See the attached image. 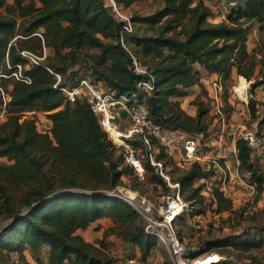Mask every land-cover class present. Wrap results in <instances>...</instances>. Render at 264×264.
Segmentation results:
<instances>
[{"label": "trees", "instance_id": "trees-1", "mask_svg": "<svg viewBox=\"0 0 264 264\" xmlns=\"http://www.w3.org/2000/svg\"><path fill=\"white\" fill-rule=\"evenodd\" d=\"M136 1L143 0H116L124 7ZM230 1L235 4L222 20L212 22L204 0H161L152 11L133 12L127 29L104 0H0V159L7 161H0V264H32L26 252L38 264H114L127 257L149 263L156 237L145 232L141 215L114 193L121 176L134 175V170L123 164L87 102H69L60 88L87 77L118 97L136 93L139 82L151 83L150 93L139 92L150 117L169 131L204 140L209 108L195 98L190 104L196 113L189 115L179 98L200 84L198 67L217 75L221 84L235 74L253 80L247 108L259 133L264 111L258 105L264 103L253 93L264 85V0ZM254 28L260 35L250 52L247 42ZM43 49L47 54L38 64L21 55L41 54ZM18 64L31 83L11 76ZM48 69L60 75L56 87ZM2 91L8 92L9 101ZM27 112L45 114L49 130L38 131L33 118H24ZM235 148L240 175L261 194L264 170L252 159L258 150L243 136L236 138ZM157 159L164 161L166 174L171 159L162 153ZM145 171L154 168L146 163ZM208 175L194 163L177 178L180 191H191L194 210L204 197L202 186L192 184ZM152 177L167 186L156 171ZM213 194L217 211L232 209L218 188ZM100 219L109 220L102 238L86 241L79 231ZM178 234L185 241L180 228ZM109 236L139 255L115 257L105 242ZM202 243L218 251L228 245L262 248L264 207L258 224Z\"/></svg>", "mask_w": 264, "mask_h": 264}, {"label": "built area", "instance_id": "built-area-1", "mask_svg": "<svg viewBox=\"0 0 264 264\" xmlns=\"http://www.w3.org/2000/svg\"><path fill=\"white\" fill-rule=\"evenodd\" d=\"M227 7L235 3L230 0H219ZM225 11V12H226ZM126 28V27H125ZM45 49L41 54L22 51L21 55L30 64H38L46 56ZM56 83L60 81V75L53 73ZM13 78L24 83H31V79L22 73V66L16 65V70L11 74ZM219 82V81H218ZM221 90L222 86L218 83ZM69 102L83 99L87 102L90 111L96 116L101 130L116 149L117 155L123 164L131 167L135 174L143 176L145 164L148 163L159 170L163 176V160L157 159V154L162 153L169 159L177 162L181 169H187L192 164H199L209 175L203 178L206 188L216 185L218 189H225L230 180V172L220 163L219 150L210 148L218 145L211 140L201 145L199 138L180 131H169L158 122H155L149 114L145 99L139 92L150 93L153 90L151 83L139 82L137 92L131 96L115 97L110 91L105 90L98 83H92L87 77L80 78L73 86L60 88ZM3 93L5 102L9 101L8 92ZM217 105V104H216ZM218 108V105H217ZM3 113L0 114V118ZM46 132L49 130V119H45ZM40 131V129L37 127ZM248 144L259 150L264 146V139L251 132L244 135ZM217 146V147H218ZM202 180V179H201ZM213 186V187H216ZM170 188H179V183H173ZM204 188V186H202ZM216 187V188H217ZM170 188L163 194L160 204L155 206L137 194L115 195L126 200L143 218L145 232L156 237V247L165 249L168 253L169 264H220L227 260V256L217 251L207 249L201 242L192 248L186 247L185 241L178 234L177 222L186 216L189 228L194 232L201 231L205 222L202 210L195 211L192 206H186L179 198V192L174 194ZM202 191V190H201ZM222 191V190H221ZM114 264H149L137 257H127L116 260Z\"/></svg>", "mask_w": 264, "mask_h": 264}, {"label": "rangeland", "instance_id": "rangeland-1", "mask_svg": "<svg viewBox=\"0 0 264 264\" xmlns=\"http://www.w3.org/2000/svg\"><path fill=\"white\" fill-rule=\"evenodd\" d=\"M107 6L114 11L116 17L126 23V28L130 29V16L133 12L147 13L154 10L161 5V0H143L136 1L129 7H124L119 5L116 0H104ZM210 9L214 14L212 18H218V15L224 17V13L227 9L224 3L219 0H206ZM219 16V17H220ZM216 18V19H217ZM259 32L256 28L252 29L247 42L248 50L251 52L255 49L258 39ZM211 78V74L207 73L204 69H200V84L196 85L194 89L191 90L188 103L185 108L189 112L193 109V105L190 102L198 98L203 100L206 106L209 108V113L207 115V120L209 121L208 135L203 140L198 137L201 145H205L213 140L214 143H219L210 146L213 150H219V160L224 166H228L227 169L230 172V180L227 183V187L223 190L219 189L226 198L231 201V210L217 211L213 189L216 185H212L209 188L205 187L203 179H195L192 188L197 186L202 187L201 194L203 195V203L197 206L195 211L202 210L203 216L205 217V222L201 231L192 233L187 227V217L181 218L180 223L177 224L178 229L184 232L185 243L188 249L195 246L197 243H201L202 240L213 239L221 236H225L230 232H240L243 228L253 226L258 224L261 219V210L264 207V189L261 194H257L256 186L250 183L248 180L243 179L238 170V159L237 150L234 147V142L239 136L245 135L247 132H251L256 136L264 139V127L257 133V121L252 120L249 116L247 102L250 95L251 83L253 80H244L241 77L232 74L231 77L224 83L221 84L218 77ZM222 86L221 90L217 85ZM244 87H243V86ZM243 87L245 97H241L238 89ZM205 89V92L203 91ZM254 98L260 103H264V86H259L255 89ZM193 98V99H191ZM179 99H183L180 97ZM174 100V98L172 99ZM190 100V101H189ZM218 108H217V105ZM227 104V105H226ZM259 112L264 111V106L258 105ZM261 114V113H260ZM42 113L27 112L24 118H33L36 128L38 127L40 131L46 130L45 118ZM38 130V129H37ZM39 131V130H38ZM252 159L257 167L264 170V146L258 150V152L252 153ZM1 162L7 163L5 159H0ZM167 173L170 179L177 182L178 176L181 174V169L177 162L171 160V164L167 165ZM154 172H146L143 176L135 175H123L121 176L118 186L114 189V193L121 195L137 194L138 196L144 198L145 200L153 203L155 206L160 204L163 194L170 188L166 179V187L156 181L152 175ZM172 182V181H171ZM216 186V187H213ZM219 188V187H217ZM170 191L176 194L179 192L181 199L186 204V206H192L193 202L189 200L191 191L185 189L180 191L178 187L170 188ZM194 200V199H193ZM107 246L112 250L115 257H127L135 254L133 249H128L123 246L114 237L112 240L106 239ZM97 243V242H96ZM158 250L156 246L152 248L151 253ZM219 250L227 256V261L229 260L232 264H264V246L262 248H252L250 250H244L236 246L228 245L222 246ZM45 251L40 252V256H45ZM220 252L218 250H214ZM161 253L164 257V264H169L168 253L165 249L161 248ZM27 257L32 264H38L31 259L28 252H26Z\"/></svg>", "mask_w": 264, "mask_h": 264}, {"label": "crops", "instance_id": "crops-1", "mask_svg": "<svg viewBox=\"0 0 264 264\" xmlns=\"http://www.w3.org/2000/svg\"><path fill=\"white\" fill-rule=\"evenodd\" d=\"M13 0H8V3H12ZM205 4L208 5L207 1L204 0ZM209 6V5H208ZM210 7V6H209ZM211 8V7H210ZM211 13L214 14L211 10ZM220 15H218V18L216 19H213L212 17L210 18V20L212 22H219L220 20H222V15L219 17ZM48 53H49V50H47ZM201 68L198 67V70H200ZM206 71V70H205ZM207 72V71H206ZM208 73V72H207ZM210 74V73H209ZM215 78L217 79V75L215 74H211V78ZM240 77V76H239ZM242 78V77H241ZM243 79V78H242ZM261 86H264V85H261ZM244 87V86H243ZM195 88V86L193 87V89ZM188 99H190L189 97H183V99H180L181 101V106L182 108L186 111V104L188 103ZM193 99V98H191ZM190 101V100H189ZM4 111V107L3 106H0V114H2V112ZM186 113H188L189 115H195L196 113V108L193 107V109L189 112L186 111ZM43 114V113H42ZM45 119L47 118V116L45 114L42 115ZM234 144V147H235V142L233 143ZM228 167V166H227ZM109 223V220L107 219H100V220H97L96 222L92 223L87 229L85 230H80L79 233L82 235V237L88 241V242H92V243H96L98 242L101 238H102V234H103V228H105ZM99 226H102L100 227L99 229H96V227H99ZM114 238V236H109L107 239L108 240H112ZM122 245V249H123V244ZM126 247V246H125ZM128 248L130 249H133L135 251V255H139V252L131 247V246H128ZM110 249V248H109ZM110 251L112 252V250L110 249ZM113 253V252H112ZM148 261L150 264H164V257H163V254L161 253V248L154 252V253H151L149 258H148ZM67 264V263H66Z\"/></svg>", "mask_w": 264, "mask_h": 264}, {"label": "bare ground", "instance_id": "bare-ground-1", "mask_svg": "<svg viewBox=\"0 0 264 264\" xmlns=\"http://www.w3.org/2000/svg\"><path fill=\"white\" fill-rule=\"evenodd\" d=\"M242 86H243V85H242ZM238 91H239V93H240L239 95H240L241 97H245L243 87H240V88L238 89ZM156 172H157L159 175H161L164 179H166V181H167V183L169 184V186L173 184V183L170 181V178H168V177H166V176H163V174H162L159 170H156ZM179 198H180V200L182 201V203L185 204V203L183 202V200L181 199L180 194H179Z\"/></svg>", "mask_w": 264, "mask_h": 264}]
</instances>
